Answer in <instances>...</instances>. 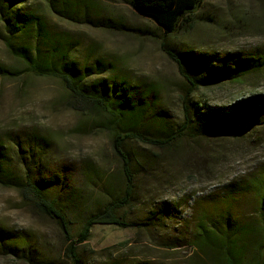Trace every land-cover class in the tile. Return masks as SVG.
Segmentation results:
<instances>
[{
    "label": "rangeland",
    "instance_id": "1",
    "mask_svg": "<svg viewBox=\"0 0 264 264\" xmlns=\"http://www.w3.org/2000/svg\"><path fill=\"white\" fill-rule=\"evenodd\" d=\"M65 2L70 18H61L46 0H27L25 5L44 17L55 38L70 45L71 57L80 65L98 59L110 70L101 77L150 87L156 113L149 111L136 125L138 136L122 142L135 203L126 216L139 226L95 225L80 250L90 264H201V254L189 244L200 217L215 218L230 205L235 214L251 215L257 207L252 179L264 165V122L234 136L196 135L186 128L183 97L193 86L164 47L214 58L239 54L264 60V0L205 1L188 23L169 35L136 15L126 0ZM0 64L22 69L1 38ZM253 96H264V65L238 82L199 85L189 101L224 108ZM80 106L57 78L0 76V140L15 144L16 153L19 148L28 153L26 159L44 172L70 173L71 190L61 203L76 228L121 195L125 183L109 116L83 107L80 112ZM29 147L35 149L31 156ZM164 208L171 213L157 215L153 224L146 222ZM0 227L30 231L44 262L65 263L70 242L56 223L30 208L18 191L2 185ZM176 242L183 244L171 248ZM0 264L25 263L0 257Z\"/></svg>",
    "mask_w": 264,
    "mask_h": 264
},
{
    "label": "trees",
    "instance_id": "2",
    "mask_svg": "<svg viewBox=\"0 0 264 264\" xmlns=\"http://www.w3.org/2000/svg\"><path fill=\"white\" fill-rule=\"evenodd\" d=\"M46 1L61 18L71 17V11L63 6L65 0ZM205 1L208 0H126V3L136 15L153 22L163 34L169 35L188 23ZM26 2L0 0V38L7 52L22 66L18 70L0 64V76L18 78L28 74L57 78L82 105L78 111L95 110L107 114L109 123L113 124V147L123 163L124 191L90 213L76 228L70 219V212L61 203L63 194L71 190L70 173L61 169L44 172L39 165H34V160L26 159L28 153L21 148L16 153L15 144L1 140L0 185L18 191L30 208L47 216L60 228L66 242H70L65 249L66 260L63 264H90L85 252L80 249L91 237L95 225L128 228L140 224L129 221L126 216L127 210L135 203L131 198L133 179L122 142L130 136H138L136 125L149 111H152L151 115L156 114L153 111V92L150 87L134 85L124 79L101 77L110 70L98 59L92 64L80 65L71 57L70 45L65 40L55 38L48 31L44 17L28 9ZM164 52L177 65L179 74L193 86L189 94L183 97L186 128L194 130L196 135L234 136L264 122V96L249 97L224 108H210L204 104L199 106L189 101V95L199 85L238 82L256 71L264 65L260 56L233 54L214 58L181 53L166 47ZM212 61H216L217 65ZM149 141L152 144L160 143L158 140ZM36 147L39 148L36 152L41 154L40 146L36 144ZM28 150H31V156L35 149L29 147ZM252 186L255 187L257 207L251 215L235 214L230 205L215 218L202 215L198 220L189 244L201 254V264H264V165L262 172L252 179ZM167 212L171 213L166 208L159 209L158 214L147 217L146 222L153 224L158 220L157 215ZM181 244L176 242L169 245L173 248ZM0 257L14 258L25 264H47L40 257L33 235L26 230L10 231L0 227ZM108 264L129 263L115 260Z\"/></svg>",
    "mask_w": 264,
    "mask_h": 264
}]
</instances>
